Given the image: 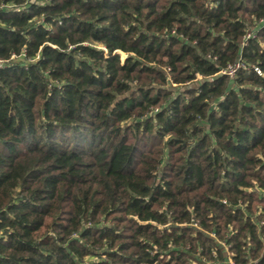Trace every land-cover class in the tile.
I'll return each instance as SVG.
<instances>
[{"label":"clouds","instance_id":"clouds-1","mask_svg":"<svg viewBox=\"0 0 264 264\" xmlns=\"http://www.w3.org/2000/svg\"><path fill=\"white\" fill-rule=\"evenodd\" d=\"M0 13V264H264V0Z\"/></svg>","mask_w":264,"mask_h":264},{"label":"trees","instance_id":"trees-1","mask_svg":"<svg viewBox=\"0 0 264 264\" xmlns=\"http://www.w3.org/2000/svg\"><path fill=\"white\" fill-rule=\"evenodd\" d=\"M4 16H5V14L4 13H0V18H4ZM19 98V97H18ZM75 102H76V96H75V94H73V96H72V103H73V106L75 105ZM52 107V105H49V108H51ZM2 109H3V104H0V117H2L3 116V111H2ZM260 134H261V136H264V128H262L261 130H260ZM33 135H35V131L33 130ZM119 159V158H118ZM11 210V209H10ZM122 247V250H123V248L124 247H126V246H121ZM113 256L115 255V254H112Z\"/></svg>","mask_w":264,"mask_h":264}]
</instances>
